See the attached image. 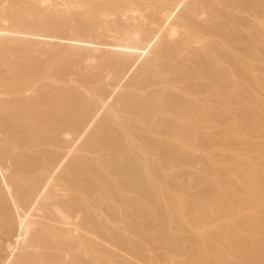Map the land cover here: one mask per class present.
Returning a JSON list of instances; mask_svg holds the SVG:
<instances>
[{"label": "bare ground", "instance_id": "bare-ground-1", "mask_svg": "<svg viewBox=\"0 0 264 264\" xmlns=\"http://www.w3.org/2000/svg\"><path fill=\"white\" fill-rule=\"evenodd\" d=\"M0 264H264V0H0Z\"/></svg>", "mask_w": 264, "mask_h": 264}]
</instances>
